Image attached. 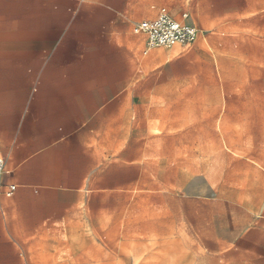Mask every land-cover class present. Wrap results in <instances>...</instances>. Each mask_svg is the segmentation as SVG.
I'll list each match as a JSON object with an SVG mask.
<instances>
[{
	"label": "rangeland",
	"instance_id": "374dc122",
	"mask_svg": "<svg viewBox=\"0 0 264 264\" xmlns=\"http://www.w3.org/2000/svg\"><path fill=\"white\" fill-rule=\"evenodd\" d=\"M115 1H129L132 22L161 7L195 17L206 37L188 63L195 100L148 110L130 135L145 181L87 199L44 232L29 264H264V0Z\"/></svg>",
	"mask_w": 264,
	"mask_h": 264
},
{
	"label": "crops",
	"instance_id": "0c3cea01",
	"mask_svg": "<svg viewBox=\"0 0 264 264\" xmlns=\"http://www.w3.org/2000/svg\"><path fill=\"white\" fill-rule=\"evenodd\" d=\"M157 12L132 22L129 1L0 0L2 183L16 186L0 196V264L33 263L44 232L87 199L145 181L130 135L148 110L161 116L163 103L195 100L188 63L202 53L195 45L146 58L133 27Z\"/></svg>",
	"mask_w": 264,
	"mask_h": 264
},
{
	"label": "built area",
	"instance_id": "2783aa9c",
	"mask_svg": "<svg viewBox=\"0 0 264 264\" xmlns=\"http://www.w3.org/2000/svg\"><path fill=\"white\" fill-rule=\"evenodd\" d=\"M133 33L144 36L146 51H149L153 48L191 47L201 31L189 13L174 14L166 8H160L154 18L137 23L133 27ZM4 173V159L0 154V196L11 198L16 186L2 183Z\"/></svg>",
	"mask_w": 264,
	"mask_h": 264
}]
</instances>
